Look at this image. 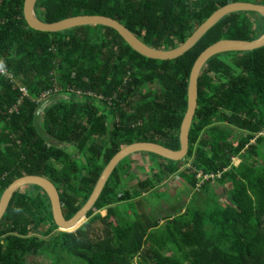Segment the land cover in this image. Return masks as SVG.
Returning a JSON list of instances; mask_svg holds the SVG:
<instances>
[{"label": "trees", "instance_id": "1", "mask_svg": "<svg viewBox=\"0 0 264 264\" xmlns=\"http://www.w3.org/2000/svg\"><path fill=\"white\" fill-rule=\"evenodd\" d=\"M23 2L0 0V61L28 94L17 113L6 114L19 94L0 78V195L17 178L42 176L58 191L64 219L84 205L123 147L150 142L179 149L189 73L206 47L219 40L253 41L264 32L259 14L231 13L182 56L159 61L141 56L104 26L35 31L23 18ZM230 2L264 5V0H36L33 10L44 23L108 17L147 46L167 50ZM75 91L91 95L77 97ZM43 92L56 100L43 110L40 124L58 147L33 127ZM196 101L186 156L173 162L137 153L148 156L156 170L135 188L121 185L131 167L128 156L121 160L73 232L57 231L40 187L16 190L0 219V264H32L30 258L45 264H264V135H259L264 46L210 58L197 79ZM230 129L239 135L233 137ZM198 172L214 178L198 180ZM171 175L193 190L192 200L164 219L152 217L138 197L156 194ZM212 182L223 188L222 198Z\"/></svg>", "mask_w": 264, "mask_h": 264}, {"label": "water", "instance_id": "2", "mask_svg": "<svg viewBox=\"0 0 264 264\" xmlns=\"http://www.w3.org/2000/svg\"><path fill=\"white\" fill-rule=\"evenodd\" d=\"M36 0H24L23 2V18L27 26L35 31L56 33L82 26H104L114 30L132 50L143 57L165 61L173 60L182 56L186 51L192 48L197 41L218 21L225 16L235 12H253L264 18V5L253 4L249 2H230L215 10L205 21H203L191 35L180 45L172 49H155L144 44L140 39L135 37L128 29L120 22L98 15H83L63 19L54 23L41 22L34 14V4ZM264 46V32L253 41H238V40H219L206 47L196 58L190 70L187 93H186V110L183 115L179 127V149L170 150L162 145L150 142H136L127 145L120 149L107 163L101 171L93 190L84 203V205L69 219H64L61 211L58 191L52 182L42 176L26 175L12 181L0 196V219L3 216L7 205L12 197V194L25 186L34 185L40 187L47 195L50 203L52 219L57 227V231L73 232L86 221V214L97 201L105 183L118 163L127 156L135 153H150L157 155L168 161H180L186 154L188 149V132L192 123L197 103V79L201 69L205 63L213 56L225 52H249ZM56 100L54 95H49L41 99L33 114V127L37 135L47 144L53 142L54 146L58 147L59 142L56 139L49 137L43 130L40 119L43 110ZM84 220L78 226L80 220Z\"/></svg>", "mask_w": 264, "mask_h": 264}, {"label": "crops", "instance_id": "3", "mask_svg": "<svg viewBox=\"0 0 264 264\" xmlns=\"http://www.w3.org/2000/svg\"><path fill=\"white\" fill-rule=\"evenodd\" d=\"M135 155L146 156L144 154H137V153L136 154H131V155L128 156V163L132 164V162L130 161V157L131 156H135ZM133 159H135L134 160L135 162L137 161V158H133ZM145 159H146V162H143V160H142L140 162V164H145L144 166H146L147 165V161L149 162L148 156H146ZM234 160H236V158L232 159V163H233ZM152 167L153 166L151 165V163H149V165H147L146 167H142L140 165L137 169L138 170H148V171H150V170L153 171L154 170L153 171V173H154L156 168L151 169ZM130 168H129V170H130ZM152 171H151V175H152ZM129 173H131V172L129 171ZM129 177H130V175H129ZM130 178H132V177H130ZM145 178H148V177L144 176L139 181H142ZM137 182L138 181L134 180L132 185L133 184H137ZM164 189H166L168 192L164 191ZM155 190H160V191H162V193L164 195H167V196H169V194L172 193V195H171L172 196V200H171L172 206L171 207H170V205L168 203L170 201V199L168 201L167 198H165L164 200H161L158 197L151 198V193L150 194L142 193L141 197H138V199L143 202L144 207L146 209V212L148 214H150L152 217H155V215L152 214V211H151L152 207H154L155 210L157 208L160 211L158 213V217H155V218L164 219V218L168 217V215L170 213L174 212V197L176 199H178L176 201V205L178 206L177 208H179V207L183 208L188 203V201L192 200L191 197H192V191L193 190H191L188 187V185H186V184L184 185L183 181L180 180V178L178 176H176V175L169 176L168 179L165 180L163 183L159 184V186ZM154 192H156V191H154ZM217 193L220 194L219 192H217ZM184 201H185V203L183 204Z\"/></svg>", "mask_w": 264, "mask_h": 264}, {"label": "rangeland", "instance_id": "4", "mask_svg": "<svg viewBox=\"0 0 264 264\" xmlns=\"http://www.w3.org/2000/svg\"><path fill=\"white\" fill-rule=\"evenodd\" d=\"M231 130V134H232V136L233 137H237L238 135H239V132H237L236 130H234V129H230ZM137 158V161L135 162L134 160L135 159H133V158ZM146 156H140V155H135V156H131L130 157V161L132 162V164H131V168H130V172L131 173H127V175L126 176H129L130 175V177H132V178H128V177H123V180H125V182L124 183H122L121 185L123 186V188L124 187H134L135 188V186L134 185H132V183H133V181L134 180H136V181H139L142 177H144V176H147V177H149V176H151V171L152 170H150V171H148V170H138L137 168L141 165L142 167H146L147 165H149V163L150 162H148L147 161V165L146 166H144L145 164H140V162L143 160V162H146ZM239 162V160H234L233 161V165H236L237 163ZM154 167H152L151 169H153ZM154 171V170H153ZM153 171H152V173H153ZM145 173V174H144ZM209 186H211V188H214L215 189V191H217V192H219L220 193V197L222 198L223 197V188L221 187V186H217V184H215V183H211ZM164 191H167L166 189H164ZM168 192V191H167ZM172 193H170L169 194V196H167V195H164L163 193H162V191H160V190H158L157 191V193L155 194H153V193H151V198H155L156 196L159 198V199H161V200H164L165 198H167L168 199V201H169V199H170V201L168 202L169 203V205H170V207L172 206V203H171V200H172ZM1 196V195H0ZM150 197V196H149ZM194 197V199L196 198L195 196H193ZM206 198V194L205 195H203V197L201 198V202L204 200ZM178 199H176L175 197H174V209L175 208H177L178 206L176 205V201H177ZM150 201V200H149ZM142 202V201H141ZM151 202V201H150ZM185 203V201L183 202V204ZM198 204H200V201H199V203H197L196 205H198ZM202 204V203H201ZM151 211H152V214H154L155 215V217H158V213L160 212L157 208H156V210H155V208L154 207H152L151 208ZM100 214L101 215H104V210H102V211H100ZM38 234H39V231H38ZM36 259H39V258H30L29 260H30V263H34V264H45L43 261H39V260H36Z\"/></svg>", "mask_w": 264, "mask_h": 264}, {"label": "built area", "instance_id": "5", "mask_svg": "<svg viewBox=\"0 0 264 264\" xmlns=\"http://www.w3.org/2000/svg\"><path fill=\"white\" fill-rule=\"evenodd\" d=\"M0 78H3L5 81H7L11 86L13 90H16L19 94L18 99L16 100V102L6 110V114H12V113H17L18 112V108L20 107L22 101L28 97L26 88L22 85H19L17 83V81L15 80V78L12 76V74L6 69V67L4 66V64H2V62L0 61ZM50 92H43L40 97L38 98V101H40L41 99L49 96ZM75 95L77 97H83V96H90L91 93L89 92H80V91H75ZM99 99L101 97H98ZM259 135H264V130L262 131V133H260ZM218 177V175L216 176ZM196 178L198 180L201 181H207V180H211L214 178V175H204L201 172H198L196 174ZM197 186V185H196Z\"/></svg>", "mask_w": 264, "mask_h": 264}]
</instances>
